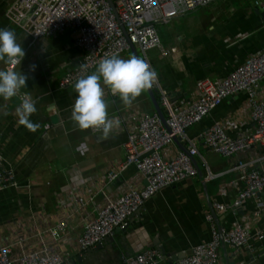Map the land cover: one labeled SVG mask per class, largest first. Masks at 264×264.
<instances>
[{"label": "crops", "instance_id": "crops-1", "mask_svg": "<svg viewBox=\"0 0 264 264\" xmlns=\"http://www.w3.org/2000/svg\"><path fill=\"white\" fill-rule=\"evenodd\" d=\"M252 1L216 0L166 24L155 25L162 50H148L146 56L158 83L172 100L194 99L199 80L223 79L248 56L264 49V12L256 9ZM6 7L7 1L0 0V29L12 30L25 51L15 70L28 76L21 90L36 101L37 112L30 119L40 125L35 132L19 125L17 98H0L1 168L11 171L17 183V187L0 190V243L10 247L11 256L44 250L68 255L75 264H120L122 257L155 249L161 256L159 264H175L174 257L183 258L194 246L209 241L211 227L204 218L208 206H230L245 189V172L231 171V167L260 158L264 148L253 146L227 158L207 151L202 136L216 124L224 127L231 139L251 131L246 94L226 98L187 130L196 141L199 155L194 159L202 179L196 175L160 190L101 246L79 256L76 242L84 224L108 199L145 185L132 166L112 182L105 176L124 159L123 144L134 124L132 114L155 111L146 90L126 107L105 88L109 118L118 117L120 128L105 141L97 139L99 132L80 130L71 119L77 96L74 85L66 89L59 86L61 78L76 68L83 55L74 45L71 32L31 44L24 32L5 19ZM137 54L140 58L141 54ZM119 57L128 59L132 54L127 51ZM5 67L0 62V69ZM259 96L264 99V81L259 85ZM155 97L158 101L157 94ZM178 151L172 144L162 150V156L172 158ZM260 164L264 161L254 167ZM258 201L264 202V192L243 200L236 213L217 215L222 231L229 230L234 221H243L252 233L259 231L262 236L251 238L247 246L239 249H221L217 264H264V210L259 217L253 216ZM58 224H63L64 231L54 237L51 231Z\"/></svg>", "mask_w": 264, "mask_h": 264}, {"label": "built area", "instance_id": "built-area-1", "mask_svg": "<svg viewBox=\"0 0 264 264\" xmlns=\"http://www.w3.org/2000/svg\"><path fill=\"white\" fill-rule=\"evenodd\" d=\"M6 1L5 19L24 32L31 44L39 39L60 36L67 30L71 32L74 45L83 55L76 68L61 78L59 86L66 89L80 77L91 74L101 58L120 56L130 51V45L136 48L141 54L140 58L151 68L146 52L151 49L162 50L155 25L166 24L173 18L186 15L216 0ZM252 3L256 9L264 12V0H253ZM263 81L264 49L256 55L248 56L223 79L199 80L196 83L195 98L191 100H172L157 81L151 89L158 95L159 107L168 130L155 112L132 114L130 120L134 124L123 144L124 159L107 170L105 176L108 182H112L122 171L132 166L142 176L145 185L141 188H129L117 198L108 199L99 208L96 216L84 224L83 232L76 242L77 254L82 256L113 236L117 229L127 224L130 216L137 213L160 190L197 175L191 157L195 158L199 154L196 141L188 136L187 130L198 124L226 98L241 92L246 94L253 128L231 139L224 127L213 125L202 136L206 150L229 158L253 146L264 148V99L259 96V85ZM24 94L26 93L20 90V94L16 96L18 106ZM90 131L97 133L91 129ZM173 138L179 139L187 153L178 151L174 157L166 159L162 156V150L174 144ZM262 161L264 155L231 167V171L245 172V189L230 206L213 204L212 208L217 215L227 211L236 213L243 200L256 198L264 192V164L254 167L255 163ZM1 166L0 154V190L17 187L12 172ZM208 177L212 178L213 175ZM263 210L264 202L258 201L253 212L254 218L259 217ZM204 218L211 227L210 240L194 246L190 253L178 259L175 264H217L222 245L239 249L247 246L253 237L262 238L259 231L251 232L247 222L234 221L229 230L219 232L210 211L205 213ZM63 231V224H58L51 233L54 237H59ZM160 258L157 250L147 249L135 256L122 257L120 264H159ZM70 263L68 255L51 254L44 250L23 253L13 258L10 247L0 243V264Z\"/></svg>", "mask_w": 264, "mask_h": 264}, {"label": "clouds", "instance_id": "clouds-1", "mask_svg": "<svg viewBox=\"0 0 264 264\" xmlns=\"http://www.w3.org/2000/svg\"><path fill=\"white\" fill-rule=\"evenodd\" d=\"M25 56L21 42H17L15 33L7 28L0 29V62L9 67L0 69V98L9 101L26 87L28 76L15 70ZM33 69L35 65L32 66ZM157 83L155 70L139 57L128 59L118 55L104 57L92 74L80 77L74 84L77 93L71 110V119L80 130L91 129L101 133L97 139L105 141L120 128L118 117L109 118L108 104L105 100V88L112 96H118L124 106H131L142 92ZM36 101L28 95L21 97V103L15 109L18 124L28 131L35 132L40 127L30 117L37 112Z\"/></svg>", "mask_w": 264, "mask_h": 264}, {"label": "water", "instance_id": "water-1", "mask_svg": "<svg viewBox=\"0 0 264 264\" xmlns=\"http://www.w3.org/2000/svg\"><path fill=\"white\" fill-rule=\"evenodd\" d=\"M121 28H122V27H121ZM122 30H123V28H122ZM123 32H124V30H123ZM130 52H131L132 56H136V57H138L137 50H136V48H135L133 45H130ZM146 91H147V93H148V96H149V98H150V101H151V103H152V106H153V109H154L155 113L159 116V118H160V120H161L163 126L168 130V128H167V126H166V123H165L164 115H163V113H162V111H161V109H160V107H159V103H158V101L156 100V97H155V96H156V91H155V90H152L151 88H150V89H147ZM173 142H174V144L179 148L180 151H182V152H184V153H187L186 148L184 147V145H182V144L179 142V139H177V138H173ZM191 162H192L194 168H195L196 171H197V175L199 176L200 179H202V177H203V176H202V172H201V170H200V168H199V166H198L196 160H195L194 158L191 157ZM208 207H209V211H210V213H211V215H212V217H213V220H214L215 224H216L217 227H218L219 232H221L220 225H219V218H218L217 214L214 212V210H213V208H212L211 205H209ZM104 242H105V241H104ZM99 246H101V245H99ZM221 249L224 250V249H225V246L222 245V246H221ZM95 250H96V249H95ZM159 251H160V253H161L162 256L167 257V254L164 253V251H163L162 249H159ZM176 260H177V258H175V257L172 259V261H173L174 263L176 262ZM77 262H80V260L77 259ZM70 264H75V261H72ZM226 264H229V263L226 262Z\"/></svg>", "mask_w": 264, "mask_h": 264}]
</instances>
